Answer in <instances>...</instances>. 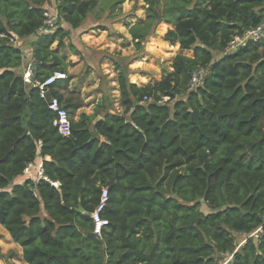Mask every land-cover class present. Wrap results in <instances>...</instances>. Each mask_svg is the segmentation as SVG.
Instances as JSON below:
<instances>
[{"label": "trees", "instance_id": "obj_1", "mask_svg": "<svg viewBox=\"0 0 264 264\" xmlns=\"http://www.w3.org/2000/svg\"><path fill=\"white\" fill-rule=\"evenodd\" d=\"M51 1L0 0V34L37 36L39 80L67 73L64 25L78 30L99 5L52 2L58 24L40 34ZM109 1L114 11L125 0ZM143 2L145 19L129 26L136 48L166 23L165 39L192 55H177L170 74L144 87L118 68L122 113L77 115L85 99L71 77L56 80L48 98L67 110L68 137L17 72L23 51L0 40V225L26 264H264V40L227 51L264 22V0ZM200 69L207 75L193 88ZM39 156L45 179L19 182ZM104 189L99 237L91 215ZM253 233L238 248L237 236Z\"/></svg>", "mask_w": 264, "mask_h": 264}, {"label": "rangeland", "instance_id": "obj_2", "mask_svg": "<svg viewBox=\"0 0 264 264\" xmlns=\"http://www.w3.org/2000/svg\"><path fill=\"white\" fill-rule=\"evenodd\" d=\"M58 1L53 0V3ZM109 4V0H99L97 9L88 14L78 30L64 25L71 33L64 40L67 47L59 52L67 63L66 75L71 77L70 86L76 88L86 102V107L77 115H91L99 107L101 115L107 111L122 113L118 68L129 83L144 87L156 84L170 74L177 55H192L191 51H182L177 43L165 39V34L172 28L166 23L157 25L138 50L129 34V26L145 19V3L143 0H125L114 11ZM20 45L28 50L32 44L30 41L16 44ZM56 48L57 43L53 45V49ZM202 211L208 213L209 209L203 205ZM251 236L256 237V233L237 236L238 248ZM231 260L232 256H225L221 264H228ZM0 264H26L22 260L21 247L11 240L1 225Z\"/></svg>", "mask_w": 264, "mask_h": 264}, {"label": "built area", "instance_id": "obj_3", "mask_svg": "<svg viewBox=\"0 0 264 264\" xmlns=\"http://www.w3.org/2000/svg\"><path fill=\"white\" fill-rule=\"evenodd\" d=\"M57 24H58L57 8L54 7L46 8L44 12V22L39 29V33L47 34L53 32ZM4 39H8L10 43L12 44L14 43V45H16L19 42V39L16 37L9 38L6 34H0V40H4ZM259 40H264V22L257 28L248 30L241 36L234 37L233 40L230 42L227 51L228 52L236 51L239 47L245 45L249 41H259ZM22 74L26 86H30L32 88L38 89L40 93V97L42 99L49 100L48 101L49 108L57 115V118L54 122V126L58 129L59 133L64 137L70 136L71 123L67 110L64 107H62L58 98L56 97H51L50 99L48 98L50 87L52 86V84L56 80L65 79L67 77L66 74L57 71L43 80L36 79L35 66L33 62H29L27 64ZM206 75H207L206 70L200 69L195 71L192 76V87L195 88L201 85ZM145 100L148 99L145 98ZM164 101H160V103H163ZM33 169H37L34 164L28 165V167L25 169V176L32 178ZM42 178L45 179L43 169L42 168H40L39 170L37 169L35 180L39 181ZM107 201H108V190L104 189L101 196L100 204L95 210V212L92 213L91 215V218L94 222V232L99 237L101 236L103 229L108 225V221L102 218L101 216V213L105 208Z\"/></svg>", "mask_w": 264, "mask_h": 264}, {"label": "crops", "instance_id": "obj_4", "mask_svg": "<svg viewBox=\"0 0 264 264\" xmlns=\"http://www.w3.org/2000/svg\"><path fill=\"white\" fill-rule=\"evenodd\" d=\"M52 2H53V0L50 2V4L49 3H46V5H45V7L46 8H52L53 6H54V4H52ZM37 40V36L36 35H32V36H30V37H27V38H23V39H19V43H21V42H25V41H30L31 42V44H33V42H35ZM20 47V49L23 51V54H24V59H23V63H22V66L20 67V68H18L17 69V72L19 73V74H22L23 73V71H24V69L26 68V66H27V64L29 63V62H33V59H32V47L30 46L29 47V49L28 50H25V47L24 46H19ZM45 160H50V158L49 157H46L45 158ZM43 161H44V159L42 158V157H38L37 159H36V162L34 163V165L36 166V168L39 170L40 168H42V166H43ZM37 169H33V177L32 178H30V177H28V176H24V177H22L21 179H20V181L19 182H24L26 179H33V180H35V178H36V174H37Z\"/></svg>", "mask_w": 264, "mask_h": 264}, {"label": "water", "instance_id": "obj_5", "mask_svg": "<svg viewBox=\"0 0 264 264\" xmlns=\"http://www.w3.org/2000/svg\"><path fill=\"white\" fill-rule=\"evenodd\" d=\"M100 119H101V117L99 116L94 122L96 123V122L99 121ZM77 211H79V212H83L84 210H83L82 207H79V208L77 209Z\"/></svg>", "mask_w": 264, "mask_h": 264}]
</instances>
